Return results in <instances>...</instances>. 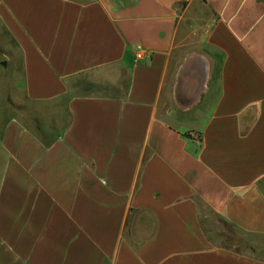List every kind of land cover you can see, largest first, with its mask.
Wrapping results in <instances>:
<instances>
[{"label":"crops","instance_id":"0c3cea01","mask_svg":"<svg viewBox=\"0 0 264 264\" xmlns=\"http://www.w3.org/2000/svg\"><path fill=\"white\" fill-rule=\"evenodd\" d=\"M0 33V264H264L219 235L264 250V0H0Z\"/></svg>","mask_w":264,"mask_h":264},{"label":"rangeland","instance_id":"374dc122","mask_svg":"<svg viewBox=\"0 0 264 264\" xmlns=\"http://www.w3.org/2000/svg\"><path fill=\"white\" fill-rule=\"evenodd\" d=\"M1 34V33H0ZM2 36V35H1ZM0 36V40H1ZM0 52L1 47H0ZM1 54V53H0ZM0 103H4V99H0ZM221 232L219 235L221 236L220 242L225 243L228 247L244 253L254 254L260 258H264V250H256L253 248L251 239L248 235L241 233L229 226H222ZM223 237V240H222Z\"/></svg>","mask_w":264,"mask_h":264},{"label":"built area","instance_id":"2783aa9c","mask_svg":"<svg viewBox=\"0 0 264 264\" xmlns=\"http://www.w3.org/2000/svg\"><path fill=\"white\" fill-rule=\"evenodd\" d=\"M137 57H138L139 59H141V58H142V53H137Z\"/></svg>","mask_w":264,"mask_h":264}]
</instances>
